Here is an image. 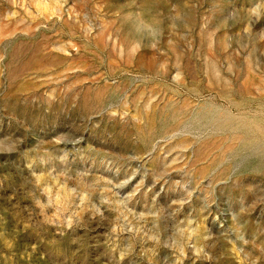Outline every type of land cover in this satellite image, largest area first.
Masks as SVG:
<instances>
[{"label":"rangeland","instance_id":"obj_1","mask_svg":"<svg viewBox=\"0 0 264 264\" xmlns=\"http://www.w3.org/2000/svg\"><path fill=\"white\" fill-rule=\"evenodd\" d=\"M0 264H264V0H0Z\"/></svg>","mask_w":264,"mask_h":264}]
</instances>
